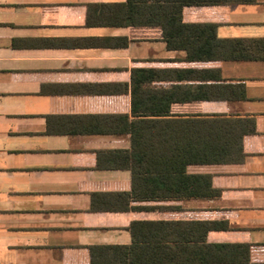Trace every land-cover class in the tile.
<instances>
[{
  "label": "crops",
  "instance_id": "crops-1",
  "mask_svg": "<svg viewBox=\"0 0 264 264\" xmlns=\"http://www.w3.org/2000/svg\"><path fill=\"white\" fill-rule=\"evenodd\" d=\"M127 5L0 0V264H90V246L129 245L133 221L157 220L227 224L206 241L248 244L245 264H264V60L187 61L161 28L125 24ZM182 17L217 24L220 38H264V0L185 6ZM188 68H220L222 80L207 83L243 82L246 99L176 100L170 115L132 113L134 97L137 110H158L163 90L205 83L177 78ZM198 113L256 121L242 162L184 167L211 175L212 191L141 194L129 169L109 168L132 146L130 122ZM174 161L170 171L179 170Z\"/></svg>",
  "mask_w": 264,
  "mask_h": 264
},
{
  "label": "trees",
  "instance_id": "trees-1",
  "mask_svg": "<svg viewBox=\"0 0 264 264\" xmlns=\"http://www.w3.org/2000/svg\"><path fill=\"white\" fill-rule=\"evenodd\" d=\"M153 1V0H152ZM128 0L125 24L157 26L169 48L184 49L190 62L264 60V38H220L215 23L183 21L185 6L253 3L256 0ZM148 5L149 7L146 8ZM177 78L205 81L197 88L177 85L163 90L158 110L153 106L133 114L170 115L173 101L246 99L245 83H212L222 80L220 68L180 69ZM188 118L157 121L142 125L130 122V150L114 154V165L132 174V191L149 194L173 191L201 196L212 191L207 174H188L186 165L240 163L245 158L244 138L257 133L253 117L189 114ZM141 128V129H140ZM146 132L156 134H144ZM153 128H156L153 129ZM169 159L179 170L170 171ZM227 224L203 221H133L129 227V245H93L89 247L90 264H245L250 259V245L208 243L209 230L227 229ZM231 253L229 258L226 255Z\"/></svg>",
  "mask_w": 264,
  "mask_h": 264
}]
</instances>
